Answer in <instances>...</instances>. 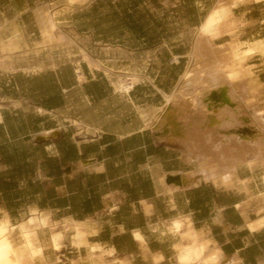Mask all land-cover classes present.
Returning a JSON list of instances; mask_svg holds the SVG:
<instances>
[{
  "label": "crops",
  "instance_id": "obj_1",
  "mask_svg": "<svg viewBox=\"0 0 264 264\" xmlns=\"http://www.w3.org/2000/svg\"><path fill=\"white\" fill-rule=\"evenodd\" d=\"M53 1L0 0V221L14 227V248L23 245L19 225L37 216L50 226L36 232L34 264H264L262 164L238 167L231 187L200 176L171 184L166 176L190 173L191 163L147 123L190 62L184 44L150 38L178 28L196 37L219 0H58L52 16L70 39L63 44L45 40L36 14ZM235 1L224 23L231 34L215 44L248 51L264 41V0ZM103 4L115 21L105 17L101 31ZM123 34L132 44L110 42ZM242 68L254 87L246 98L264 109V55ZM213 98L223 96L210 94L215 106ZM76 229L80 248L71 244Z\"/></svg>",
  "mask_w": 264,
  "mask_h": 264
},
{
  "label": "bare ground",
  "instance_id": "obj_2",
  "mask_svg": "<svg viewBox=\"0 0 264 264\" xmlns=\"http://www.w3.org/2000/svg\"><path fill=\"white\" fill-rule=\"evenodd\" d=\"M87 1L66 0V3L72 6H80ZM228 1H231L232 5L236 3L235 0H219L202 22L190 51L189 65L183 73L178 87L169 96L164 97L163 107L157 111L154 110L155 112L147 122L159 140L181 143L186 149L187 161L195 164V168L190 173L166 176L165 179L171 184L188 183L200 176L204 180L231 187L238 167L245 165L249 168L261 163L264 169V111L258 109V104L253 96L249 100L246 98L250 97L248 94L254 91V87L242 83V63L247 58L248 53H240L239 46L232 45L230 42L222 49L216 48L215 44L217 38L224 36V34H231V31L224 26L230 13ZM57 6L58 0L46 3L43 7L36 9V14L43 26L45 40L54 41L57 44L68 43L70 39L60 32L53 22L52 11ZM226 23L228 22L226 21ZM256 45L257 49L264 53V41L258 42ZM220 88L223 89L227 103H222L218 107L211 103L209 108L208 93ZM236 88H239V91ZM128 90L129 83L123 86L124 92ZM189 106L198 110L203 117L213 116V126L217 127V130H219L218 127L224 126L228 119L229 126H239L238 121L248 123L257 133L251 139L227 135L228 137L224 140H219V143L213 144L210 135L203 132L200 135L201 140L196 142L189 133L180 128L181 124L178 121L183 118L182 115ZM191 111L193 112V110ZM242 113H245L246 116H240ZM76 126L80 127V124ZM49 135L52 134H44L42 138H48ZM237 146L247 149L241 152ZM262 181L264 184V174ZM49 226L48 219H40L37 216L29 217L18 227L23 245L16 249L8 237L14 228H11L7 220L0 222V264H34V259L41 256V250L36 248L34 244L36 232ZM79 230L76 229L71 237V244L75 248L84 245L83 238L85 241V235ZM135 237L139 238L138 235ZM61 240V233H55L51 236L50 241L53 250H60ZM197 252L198 250L195 251V258L199 257L200 252H198L199 254ZM183 253L185 256V252ZM182 258H180L181 264H186L185 262L189 261ZM216 262V260H210L209 263L216 264Z\"/></svg>",
  "mask_w": 264,
  "mask_h": 264
},
{
  "label": "rangeland",
  "instance_id": "obj_3",
  "mask_svg": "<svg viewBox=\"0 0 264 264\" xmlns=\"http://www.w3.org/2000/svg\"><path fill=\"white\" fill-rule=\"evenodd\" d=\"M64 10L67 12L68 10L70 11L71 9H68V7H64ZM112 8L111 7H108L107 4H103L102 6L99 7V10L96 14H98V20H99V23H98V28L101 30V31H104L106 29V22L104 21L105 17H108V23L110 22H114L115 19L112 17ZM85 12L83 11V13L81 12L80 14H84ZM79 14V13H77ZM136 15L134 14L133 17L135 20H139L140 17H135ZM96 19V18H95ZM146 20V19H145ZM146 25H150L151 24V21H145ZM86 24H89V21H86ZM202 24V23H201ZM201 26V25H200ZM199 26V27H200ZM164 27H167V25H165ZM198 27V28H199ZM197 28V30H198ZM161 33V36H157V37H152L150 38L151 40H154V44H157L159 46H163V45H166L168 48H170V46H175V45H179V44H184L187 48V51L188 53H190V50H191V46L193 45L192 43H194L195 41V34L193 33L192 35H187V36H183L182 33H184L183 30H181L180 28H178V31L176 32V34H174V36H168V35H164V32H167L165 30H161L160 31ZM197 35V34H196ZM113 37V36H112ZM221 38V37H220ZM132 38L129 37L128 35L126 34H123V36H114L113 37V40L110 41V42H113V41H116L114 42L115 44H132V42H130ZM219 38H217L218 40ZM228 43V42H227ZM226 44H220V45H217L216 44V48H225L224 46L227 45ZM258 42L254 43L253 45H251L250 49L248 51L244 50V51H241L240 53H248L247 54V57L252 55L254 52H260L262 55H264V53L262 51H260L259 49H257V44ZM255 46V47H254ZM254 49V50H252ZM188 58L190 59V55L188 56ZM183 75V74H182ZM181 75V77H182ZM181 77L177 80L176 83H173L171 84V86H169V89H170V93L174 92L175 89L178 87V84L180 83V79ZM242 83H244V79L242 81ZM130 84V83H129ZM125 84L124 83H121L119 84V88L123 90V86ZM127 85V84H126ZM131 85V84H130ZM131 87V86H129ZM222 87V86H221ZM238 87V86H237ZM239 88H236L237 91ZM130 90V89H129ZM128 90V91H129ZM127 91V92H128ZM215 91L216 93H219V94H222L223 93V89L220 88L218 90H212L211 92L208 93V98L210 96V94H212V92ZM170 95V94H169ZM169 95H164V97L166 96H169ZM120 98H117V97H114L113 100H112V105L113 106H116L118 103H119V100ZM165 103V102H164ZM163 103V105H164ZM222 103V101H219V104ZM227 103V102H226ZM219 104H217L219 106ZM163 105L160 107L162 108ZM216 104L215 106L218 107ZM159 108V109H160ZM191 108V109H190ZM260 111H264V109H260L258 108ZM193 110V112L191 111ZM240 116H246L245 113H242ZM182 119H179V123L181 124L180 128L184 129L183 131L186 132V133H189V135L191 137H193V139L197 142L198 140L200 141L201 140V133L203 132H207L209 135H210V138H211V141L213 144H216L217 142L219 143V140H224L225 138H227L228 136L229 137H239L241 139H246V138H253L255 135H256V130L254 128H250V126H252L251 124H248V123H239V126H229V122H228V119L226 121V124L224 126H220L218 127L219 130H217V127H214L213 126V123H214V119H213V116H208V117H203L198 110H194L191 106H189L187 108V111L182 115ZM212 117V118H211ZM207 118V120H206ZM210 119V120H209ZM184 120V121H183ZM184 123V124H183ZM190 123V124H189ZM212 123V124H211ZM242 124V125H241ZM76 125V124H75ZM183 125V126H182ZM185 125V126H184ZM212 125V126H211ZM186 127V128H184ZM241 127V128H240ZM210 132H209V131ZM211 130H212V133H211ZM246 130V131H244ZM218 131V132H217ZM214 132V133H213ZM193 135V136H192ZM212 135V136H211ZM228 135V136H227ZM232 135V136H231ZM220 138V139H219ZM217 139V140H216ZM175 144H176V149H178L180 152H182L184 155H185V158H186V161H187V152H186V149L184 148V146L177 142V141H174ZM215 142V143H214ZM239 148V149H238ZM237 149L241 152L245 151L247 148L245 147H240V146H237ZM188 162V161H187ZM190 163V162H188ZM191 169H194L195 168V164L194 163H191V166H190ZM193 171V170H192ZM28 220V219H27ZM25 220V221H27ZM0 222H3V221H0ZM11 228H14V227H11Z\"/></svg>",
  "mask_w": 264,
  "mask_h": 264
},
{
  "label": "water",
  "instance_id": "obj_4",
  "mask_svg": "<svg viewBox=\"0 0 264 264\" xmlns=\"http://www.w3.org/2000/svg\"><path fill=\"white\" fill-rule=\"evenodd\" d=\"M212 95H213V97H214V96L217 95V93H216L215 91H213V92H212ZM222 96H223V99L221 100L222 103H226L227 99H226L224 93H222ZM213 101H214V102H217V99H216V98H213ZM211 103H212V102H210V104H208L209 108H210L211 105H212ZM217 104H219V101L217 102ZM217 106H218V105H217ZM250 128L252 129L253 127H250Z\"/></svg>",
  "mask_w": 264,
  "mask_h": 264
},
{
  "label": "trees",
  "instance_id": "obj_5",
  "mask_svg": "<svg viewBox=\"0 0 264 264\" xmlns=\"http://www.w3.org/2000/svg\"><path fill=\"white\" fill-rule=\"evenodd\" d=\"M244 131H246V130H244Z\"/></svg>",
  "mask_w": 264,
  "mask_h": 264
}]
</instances>
